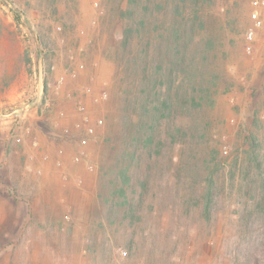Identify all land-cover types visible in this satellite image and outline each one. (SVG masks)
Listing matches in <instances>:
<instances>
[{"label": "rangeland", "instance_id": "obj_1", "mask_svg": "<svg viewBox=\"0 0 264 264\" xmlns=\"http://www.w3.org/2000/svg\"><path fill=\"white\" fill-rule=\"evenodd\" d=\"M111 14L102 0H0V264H264V225L239 221L230 185L253 131L264 153V0H215L204 12L208 33L195 46L213 37L203 67L225 81L214 105L173 116L172 131L186 134L163 156L140 147L133 229L123 208L104 203L126 162V91L141 74ZM131 240L133 250L141 243L133 256Z\"/></svg>", "mask_w": 264, "mask_h": 264}, {"label": "trees", "instance_id": "obj_2", "mask_svg": "<svg viewBox=\"0 0 264 264\" xmlns=\"http://www.w3.org/2000/svg\"><path fill=\"white\" fill-rule=\"evenodd\" d=\"M53 1L57 4L59 0ZM214 1L102 0L104 13L109 14L112 10L110 17L117 18L121 23L123 46L133 54L131 64L135 68L132 67L131 71L135 74L141 72L140 79L135 75L132 89L126 91L124 136L118 138L123 145L126 162L123 164L118 160L119 168L111 174L113 177L108 185L110 194L104 200L106 204L111 203L113 208L124 209L122 218L131 229L142 220L140 209L144 203L143 193L135 197L136 191L130 192L133 184L130 170L140 159V147L153 150L158 157L163 156L164 147L174 144L175 140L184 138L186 134L182 125L176 124L175 131H172L173 116L177 117L179 112L188 109L201 110L207 105H214V94L218 92L220 83L225 81L216 67L210 70L203 67L205 56L214 49L213 37L207 35L203 50L195 46L200 34L208 33L204 12ZM13 11L16 18L22 17V12ZM37 38L38 41L42 40L41 35ZM256 128H260L257 127V120ZM262 142L258 131L246 137L248 148L242 155V162H234L242 180L236 183L233 179L236 171L231 170V188L238 185L237 191L241 195L237 217L240 222L246 221L247 225L254 221H261L264 225ZM216 159V154H213L211 163ZM214 174H209L204 194L203 214L208 220L215 202L214 188L217 181ZM147 189L148 184L143 183L142 192ZM128 243L129 254L133 256L141 243H136L135 250L132 249L135 243L132 240ZM153 245L151 243L149 246L151 254H154ZM101 248L104 250V247ZM251 255L254 256V253ZM257 262L259 264L260 260L257 259Z\"/></svg>", "mask_w": 264, "mask_h": 264}, {"label": "crops", "instance_id": "obj_3", "mask_svg": "<svg viewBox=\"0 0 264 264\" xmlns=\"http://www.w3.org/2000/svg\"><path fill=\"white\" fill-rule=\"evenodd\" d=\"M4 154H5V155H9V154H10V148L7 149L6 151H4Z\"/></svg>", "mask_w": 264, "mask_h": 264}]
</instances>
